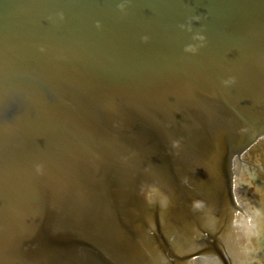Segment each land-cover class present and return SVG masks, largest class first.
Instances as JSON below:
<instances>
[{"label":"water","instance_id":"water-1","mask_svg":"<svg viewBox=\"0 0 264 264\" xmlns=\"http://www.w3.org/2000/svg\"><path fill=\"white\" fill-rule=\"evenodd\" d=\"M263 137L264 0H0V264H255Z\"/></svg>","mask_w":264,"mask_h":264},{"label":"flooded vegetation","instance_id":"flooded-vegetation-1","mask_svg":"<svg viewBox=\"0 0 264 264\" xmlns=\"http://www.w3.org/2000/svg\"><path fill=\"white\" fill-rule=\"evenodd\" d=\"M240 166L242 178L236 191L240 203L247 209L252 227L247 247L254 254L253 263L264 264V137L244 153Z\"/></svg>","mask_w":264,"mask_h":264}]
</instances>
